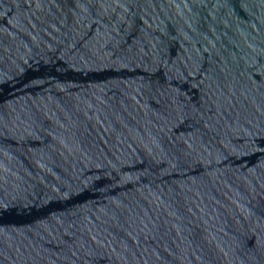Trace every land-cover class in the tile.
Masks as SVG:
<instances>
[{
  "label": "water",
  "instance_id": "water-1",
  "mask_svg": "<svg viewBox=\"0 0 264 264\" xmlns=\"http://www.w3.org/2000/svg\"><path fill=\"white\" fill-rule=\"evenodd\" d=\"M0 264H264V0H0Z\"/></svg>",
  "mask_w": 264,
  "mask_h": 264
}]
</instances>
